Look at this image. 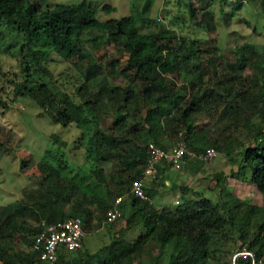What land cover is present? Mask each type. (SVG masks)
<instances>
[{"label": "trees", "instance_id": "obj_1", "mask_svg": "<svg viewBox=\"0 0 264 264\" xmlns=\"http://www.w3.org/2000/svg\"><path fill=\"white\" fill-rule=\"evenodd\" d=\"M193 1L174 0L178 10L187 9L189 23L179 11L167 13L157 30L143 33L139 25L149 15L150 0L132 6L127 16L105 20L99 19L100 11L90 0L53 6L46 0H0V23L9 39L7 45H0V115L19 98L29 97L60 128L74 130V146L93 164L95 181L113 186L104 197L85 193L69 175L78 161L67 157L53 162L47 150L37 166L42 185L0 210L1 264H46L31 252L39 224L71 217L83 221L82 247L60 249L54 264H142L143 258L151 256L149 250L156 249L169 255L154 264H213L229 251L232 238L252 253L238 255L235 264H261L264 204L231 195L214 202L198 193L183 198L180 212L162 213L151 202L153 189L145 188L148 200L128 192L131 183L143 177L149 142L166 149L182 140L196 154L213 147L219 154L237 158L240 175L248 171L247 182L264 197V46L256 52L247 42L236 45L235 60H226L224 66L217 63L218 52L210 50L204 65L186 70L190 55L198 59L204 49L199 44L206 37L198 30L210 32L214 27L210 1L197 0L196 6ZM219 1L229 5V0ZM259 1L264 13V0ZM102 10L110 13L113 8L106 5ZM87 38L94 46L111 42L121 56H127L122 68L110 64L99 90L86 85L92 74L99 73L100 64L88 56L84 71L80 68L87 56L79 44ZM38 42L49 44L64 61L75 59L78 79L68 74L55 79L43 53L35 48ZM246 69L247 79L239 74ZM100 114L112 116V124L102 127ZM203 117L209 119L206 124L201 123ZM230 127L241 135L240 140L231 138ZM52 137L53 145L66 147L56 134ZM105 163L111 166L109 173L103 169ZM157 169L161 174V165ZM222 181L225 178L217 175L220 187ZM126 193L120 204L122 215L109 224L114 227L110 241L96 251L84 248L86 228L94 220L104 224L115 198ZM139 230L144 232L131 240L130 233ZM13 231L25 248L10 253L1 239Z\"/></svg>", "mask_w": 264, "mask_h": 264}, {"label": "rangeland", "instance_id": "obj_2", "mask_svg": "<svg viewBox=\"0 0 264 264\" xmlns=\"http://www.w3.org/2000/svg\"><path fill=\"white\" fill-rule=\"evenodd\" d=\"M77 1L82 0H46V3L49 6H53L57 3H75ZM90 1L100 11L98 14L99 19L105 20L107 18L127 16L131 14L132 6L141 7L147 0ZM209 1L208 10L213 14L214 27L210 32L198 30L199 35L203 34L206 40L201 42L200 46L198 42L195 45L204 49H202V55L198 59L195 55H190L185 66L186 70L195 71L201 63L204 65L205 58L209 53H212L210 50L218 52L219 59L217 63L219 62L218 64L224 66L223 63L226 60H235L234 47L236 45L247 42L253 45L256 52H260L264 46V13L263 11L260 12L262 5H260L259 0H246L241 3L232 0L229 5L222 4L219 0ZM196 3L197 0H194L193 5L196 6ZM106 5L113 8V11L110 13L104 12L102 8ZM149 7L147 19L139 25V29L143 33L157 30L158 22H163V16L167 13L176 14L179 11V16L182 20L189 23L187 9L178 10L174 6V0H170L169 3H166V0H150ZM170 30H172L173 34L176 33L175 29L171 28ZM0 39L2 47L9 43L2 23H0ZM79 46L83 54L87 56L80 63L82 71L87 65L88 56H93V59L101 66L99 73L96 75L92 74L90 81L86 85L90 90H99L98 84L102 77L107 74V71L110 70L112 62L115 63L116 69L125 65L127 56H121L111 42L94 46L91 39L87 38L85 41L82 40ZM35 48L43 53L44 59L47 60L48 67L53 72L55 79L60 76L64 77L67 74L70 79L72 77V80L78 79V72H76L78 69L75 65L77 61L75 59L62 60L51 50L50 45L44 44V42H38ZM8 57H10L9 54ZM11 60L9 59L8 63L13 64L14 62ZM239 74L246 79L250 77L248 69ZM206 79L207 75L204 74V80ZM3 112L0 115V210L9 203L21 200L26 194L42 185L44 179L41 177L37 166L47 150L51 152V160L53 162L62 158L67 159V157L78 161L76 162L79 163L78 167L73 165L69 175L74 178L73 180L81 186V190L85 191V193L89 195L99 194V196L104 197L107 190L113 189V186L107 187L95 181L91 173V169L94 167L93 164L91 166L89 161L86 160L87 158L83 151L74 146V130H63L60 128L59 125L55 124L51 115L44 113L32 99L27 96L21 97L13 105L12 109ZM208 120V118L205 119L203 117L201 123L206 124ZM112 122V116L100 114L102 127H107ZM210 123H213V120ZM53 134H56L60 140H64L66 147H60L55 143L53 145ZM229 134L235 140L242 138L233 127H230ZM194 163L186 166L167 167L161 175L158 174L157 178L147 179L146 189L154 190L151 202L159 212H180L184 207L183 198L190 199L198 193L214 202L226 201L227 197L231 195L241 201H250L258 205L264 204V197L247 182L248 171L242 172L243 174L240 175V164L237 158L230 159L228 156L219 154L217 159L211 164L201 163V166H197L198 163ZM102 166L105 172L109 173L111 170L110 164L105 163ZM188 168L195 170L196 174L193 176L189 175L186 171ZM217 175L225 178L221 187L217 183ZM68 207L69 205L65 210H68ZM111 229L113 230L114 227L100 224L97 220H94L86 228L83 247L91 251H96L103 247L110 241ZM142 232L144 230L134 231L130 233L129 237L134 240L136 235ZM11 233H13L12 236L1 239L4 248L10 253L24 249L25 245L19 235L14 233V231ZM235 236L238 237V235ZM227 250L229 251H225L220 254V257L212 260V263L235 264L238 252L243 251V247L238 238L236 240L232 238L227 245ZM149 254L151 256L142 259V264H154V260L163 263L168 259L169 251L149 250ZM261 264H264V259Z\"/></svg>", "mask_w": 264, "mask_h": 264}, {"label": "built area", "instance_id": "obj_3", "mask_svg": "<svg viewBox=\"0 0 264 264\" xmlns=\"http://www.w3.org/2000/svg\"><path fill=\"white\" fill-rule=\"evenodd\" d=\"M147 151L148 155L142 171L143 177L133 181L128 191L142 200L148 199L145 194V179L157 177L158 165L178 167L192 161L208 165L219 156L218 151L213 147H208L203 152L196 154L182 140L166 149L149 142ZM126 195L127 193L115 198L113 205L106 212L104 224H112L121 216L120 204ZM39 226V231L32 239L31 252L46 264H54L58 258V251L62 248L67 251H76L82 247L81 239L84 231L83 221L80 217L66 218L52 223L42 221ZM238 255L246 256L252 255V253L243 249L238 252Z\"/></svg>", "mask_w": 264, "mask_h": 264}, {"label": "crops", "instance_id": "obj_4", "mask_svg": "<svg viewBox=\"0 0 264 264\" xmlns=\"http://www.w3.org/2000/svg\"><path fill=\"white\" fill-rule=\"evenodd\" d=\"M168 144H169V143H168ZM166 168H167L166 165H161V169H160V170L162 171V173L164 172V170H165ZM186 171H187L188 174L191 175V176H193V175L196 174V171H195V170H192V169H190V168H188ZM162 173H161V174H162ZM161 174H160V175H161ZM147 181H148V180H146L145 185L147 184ZM165 182H167V180H165Z\"/></svg>", "mask_w": 264, "mask_h": 264}, {"label": "clouds", "instance_id": "obj_5", "mask_svg": "<svg viewBox=\"0 0 264 264\" xmlns=\"http://www.w3.org/2000/svg\"><path fill=\"white\" fill-rule=\"evenodd\" d=\"M232 0H229V2H231ZM236 2V1H235ZM194 162H197V163H200V162H198V161H192V162H190V163H188V164H190L191 165V163H194ZM188 164H184L183 166H186V165H188ZM167 167H172V166H169V165H166ZM158 176V175H157ZM157 178V177H156ZM148 178H146L145 179V182H146V180H147ZM145 188H146V185H145ZM146 190V189H145ZM148 200V199H147ZM122 213V212H121ZM122 215V214H121ZM107 225H109V224H107Z\"/></svg>", "mask_w": 264, "mask_h": 264}]
</instances>
